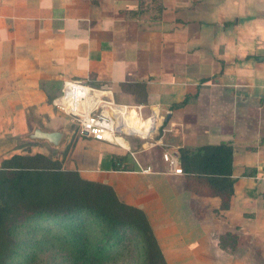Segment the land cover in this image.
Listing matches in <instances>:
<instances>
[{
    "label": "crops",
    "instance_id": "0c3cea01",
    "mask_svg": "<svg viewBox=\"0 0 264 264\" xmlns=\"http://www.w3.org/2000/svg\"><path fill=\"white\" fill-rule=\"evenodd\" d=\"M71 81L113 96L145 84L135 104L156 118L161 154L230 145L229 208L186 190L161 154L72 137L52 105ZM127 116L145 138L152 119ZM34 129L65 143L33 142ZM27 154L65 159L141 210L166 264H264V0H0V164Z\"/></svg>",
    "mask_w": 264,
    "mask_h": 264
},
{
    "label": "trees",
    "instance_id": "16d2710c",
    "mask_svg": "<svg viewBox=\"0 0 264 264\" xmlns=\"http://www.w3.org/2000/svg\"><path fill=\"white\" fill-rule=\"evenodd\" d=\"M155 1L141 0V6ZM122 89L145 100L143 83L124 84ZM187 101L188 98L180 106ZM158 137L159 133L154 139ZM178 154L186 190L199 196L218 198L219 209L227 210L234 193L231 146L222 143L183 147ZM81 215L91 217L103 230V241L95 247L98 259L105 256L107 243L119 239L129 229L143 245L144 264H166L145 214L120 202L109 186L84 180L75 171H65L61 162L43 154L14 155L1 162L0 264L12 262L15 233L20 227L40 218L54 222ZM33 229L37 230V224Z\"/></svg>",
    "mask_w": 264,
    "mask_h": 264
},
{
    "label": "rangeland",
    "instance_id": "374dc122",
    "mask_svg": "<svg viewBox=\"0 0 264 264\" xmlns=\"http://www.w3.org/2000/svg\"><path fill=\"white\" fill-rule=\"evenodd\" d=\"M128 94L114 95V101L117 104L136 105L135 102L138 100L136 96L132 95L134 99L130 96L131 94ZM142 116L146 115L143 114ZM68 124V130L72 137L83 136L79 133L77 126L70 124V121ZM159 128L153 138L158 135ZM119 138L124 141L125 148H130L137 152L141 150L142 153L151 151L155 158L161 154L155 148H148L153 140L141 139L135 135H122ZM72 142L67 149L73 144ZM50 154L54 156L56 152L51 151ZM85 158L86 161H84L83 165H90V157ZM63 162L64 164L68 163L65 159ZM63 162H61V166ZM78 167L84 168L80 164H78ZM62 169L70 171L63 166ZM88 175L90 174H79L81 178ZM53 221L40 218L35 223L20 227V230L15 233L16 248L12 262L7 264H144L143 245L135 233L129 229H126L119 239H113L107 243L105 247L107 252L103 259L100 260L95 255V247L97 243L103 241L104 233L102 228L96 222H93L91 217L81 215L72 219ZM36 224L37 230H34L33 228ZM74 231L77 234H74ZM77 235L80 236L77 238L75 237Z\"/></svg>",
    "mask_w": 264,
    "mask_h": 264
},
{
    "label": "built area",
    "instance_id": "2783aa9c",
    "mask_svg": "<svg viewBox=\"0 0 264 264\" xmlns=\"http://www.w3.org/2000/svg\"><path fill=\"white\" fill-rule=\"evenodd\" d=\"M150 2V0H147ZM53 107L67 116L71 124L79 128V133L86 132L88 138L94 141L110 142L120 145L116 139L123 136L135 135L141 139L152 140L157 121L154 115L142 116L141 106L117 104L111 91L96 88L89 83L71 81L65 82L59 95L52 101ZM131 108L136 111L141 121L152 119L145 130V138L136 132L125 119ZM124 142V141H123ZM152 143V142H151ZM150 143L149 147H152ZM161 159L168 173L183 175L179 166V154L176 151H165ZM142 173H150L151 169H139Z\"/></svg>",
    "mask_w": 264,
    "mask_h": 264
},
{
    "label": "water",
    "instance_id": "95a60500",
    "mask_svg": "<svg viewBox=\"0 0 264 264\" xmlns=\"http://www.w3.org/2000/svg\"><path fill=\"white\" fill-rule=\"evenodd\" d=\"M83 136H87L86 132H82ZM66 133L63 131L44 132L39 129H34L28 139L31 141H45L54 147L62 146L66 140Z\"/></svg>",
    "mask_w": 264,
    "mask_h": 264
},
{
    "label": "bare ground",
    "instance_id": "6f19581e",
    "mask_svg": "<svg viewBox=\"0 0 264 264\" xmlns=\"http://www.w3.org/2000/svg\"><path fill=\"white\" fill-rule=\"evenodd\" d=\"M125 119L128 121V116H127V113H126V117H125ZM133 128V127H132Z\"/></svg>",
    "mask_w": 264,
    "mask_h": 264
}]
</instances>
